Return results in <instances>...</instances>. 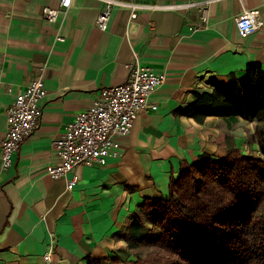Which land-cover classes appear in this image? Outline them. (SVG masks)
I'll return each instance as SVG.
<instances>
[{
	"label": "crops",
	"instance_id": "obj_1",
	"mask_svg": "<svg viewBox=\"0 0 264 264\" xmlns=\"http://www.w3.org/2000/svg\"><path fill=\"white\" fill-rule=\"evenodd\" d=\"M108 27H97L103 0H72L54 21L44 8L59 0H0V144L7 109L41 70L46 88L37 129L0 164V264H128L125 235L146 199L167 198L181 162L258 152L255 121L183 112L214 85L234 87L264 71V0H119ZM178 5L140 10L128 4ZM258 9L262 25L241 36L236 19ZM137 58L165 75L104 166L74 169L76 184L53 179V143L102 88L125 83ZM48 255V259L45 256Z\"/></svg>",
	"mask_w": 264,
	"mask_h": 264
},
{
	"label": "trees",
	"instance_id": "obj_2",
	"mask_svg": "<svg viewBox=\"0 0 264 264\" xmlns=\"http://www.w3.org/2000/svg\"><path fill=\"white\" fill-rule=\"evenodd\" d=\"M216 84L183 112L255 121L258 152L181 162L167 198L146 199L125 235L128 264H264V71ZM89 264H95L89 263Z\"/></svg>",
	"mask_w": 264,
	"mask_h": 264
},
{
	"label": "built area",
	"instance_id": "obj_3",
	"mask_svg": "<svg viewBox=\"0 0 264 264\" xmlns=\"http://www.w3.org/2000/svg\"><path fill=\"white\" fill-rule=\"evenodd\" d=\"M72 0H59V8H44L43 15L54 21L66 13ZM104 9L97 18V27H108L111 12L115 6L126 5L119 0H103ZM131 18L140 10L176 8L178 5L136 3L128 4ZM237 29L245 37L255 33L262 25L258 9H244L236 19ZM125 83L102 88L92 104L79 112L74 120L64 127L54 141L58 163L50 167L48 175L67 179L69 189L77 182L74 169L82 165L104 166L116 147L115 139L126 136L133 128L137 116L142 112L154 111L157 106L151 102L152 93L165 82L163 73L141 66L137 58L129 67ZM43 70L22 92L17 94L7 109V130L0 144L1 169L13 164V156L22 142L37 129L42 115L41 103L46 96ZM48 259V255L45 256Z\"/></svg>",
	"mask_w": 264,
	"mask_h": 264
},
{
	"label": "rangeland",
	"instance_id": "obj_4",
	"mask_svg": "<svg viewBox=\"0 0 264 264\" xmlns=\"http://www.w3.org/2000/svg\"><path fill=\"white\" fill-rule=\"evenodd\" d=\"M132 252V251H131ZM133 253V252H132ZM134 254V253H133Z\"/></svg>",
	"mask_w": 264,
	"mask_h": 264
}]
</instances>
